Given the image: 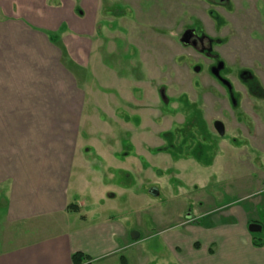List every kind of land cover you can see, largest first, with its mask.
Returning <instances> with one entry per match:
<instances>
[{"label": "rangeland", "instance_id": "rangeland-1", "mask_svg": "<svg viewBox=\"0 0 264 264\" xmlns=\"http://www.w3.org/2000/svg\"><path fill=\"white\" fill-rule=\"evenodd\" d=\"M30 1L0 0V13L33 14ZM40 2L70 9L82 25L80 34L65 27L56 35L77 40L76 48L80 42L86 56L81 153L99 170L92 184L102 191L84 200L125 217L139 234L129 264H136L137 250L148 264H177L161 248L163 226L264 200V0ZM190 31L213 39L225 72L256 76L240 84L222 72L236 88L231 98L210 74V61L182 43ZM63 59L75 63L64 46ZM3 208L0 194V218ZM257 208L264 224L262 204Z\"/></svg>", "mask_w": 264, "mask_h": 264}, {"label": "crops", "instance_id": "crops-1", "mask_svg": "<svg viewBox=\"0 0 264 264\" xmlns=\"http://www.w3.org/2000/svg\"><path fill=\"white\" fill-rule=\"evenodd\" d=\"M30 3L33 14L25 8L21 14L0 13V264H72L74 252L89 256L92 264H121V256L129 264V248L139 234L130 237L125 217L84 200L102 191L92 184L99 170L81 153L87 146L80 85L86 56L80 42L73 44L77 40H57L61 29L80 34L82 25L68 8ZM63 46L74 64L63 59ZM109 159L118 163L112 154ZM70 204L77 210H68ZM261 204L264 209V200L248 209L230 203L226 214L215 209L208 217L191 215L163 226L161 248L177 264H264ZM250 223L261 226V246L252 244ZM132 255L136 264L149 263L141 251Z\"/></svg>", "mask_w": 264, "mask_h": 264}, {"label": "flooded vegetation", "instance_id": "flooded-vegetation-1", "mask_svg": "<svg viewBox=\"0 0 264 264\" xmlns=\"http://www.w3.org/2000/svg\"><path fill=\"white\" fill-rule=\"evenodd\" d=\"M181 41L182 43L191 45V47L194 48L202 56L203 59H208L210 61V63H208L210 74L220 85H222V87L226 90V92H228L229 96L231 95V93H233L234 90H236V88L234 87V85H232V79H230V82H231V85H230L229 81L227 80V77L224 76V74L222 75V72L230 74V75H234L235 79L240 84H242L247 79H251L253 75H255L251 73L250 70H245V71L242 70V71H236V72H231L228 70V72H225V70L227 69V66H225L224 62L220 59V57L215 52L214 50L215 44L213 43V39L206 38L201 33H198V32L194 33V31L186 32L185 37L182 38ZM195 68H198L199 70L198 66H195L194 69ZM260 86L264 88L262 84H260ZM231 98H232V95H231ZM234 104L235 103L233 101V105ZM215 121H213L212 124H213L214 129L216 130L214 126ZM223 130H224V126H223ZM216 134H219L217 130H216Z\"/></svg>", "mask_w": 264, "mask_h": 264}, {"label": "trees", "instance_id": "trees-1", "mask_svg": "<svg viewBox=\"0 0 264 264\" xmlns=\"http://www.w3.org/2000/svg\"><path fill=\"white\" fill-rule=\"evenodd\" d=\"M52 39H56L53 35L51 36ZM68 210L76 211L77 206L75 204H70L67 206ZM251 232V231H250ZM252 234V244L254 246H261L263 244L262 239L259 236V233L257 232H251ZM198 243L194 244L195 248H198ZM212 248H209V252H212ZM121 259V264H127V261L125 260L124 257H120ZM71 262L72 264H92L91 258L89 256L83 254L82 252H74L71 255Z\"/></svg>", "mask_w": 264, "mask_h": 264}, {"label": "water", "instance_id": "water-1", "mask_svg": "<svg viewBox=\"0 0 264 264\" xmlns=\"http://www.w3.org/2000/svg\"><path fill=\"white\" fill-rule=\"evenodd\" d=\"M185 35H186V33H184L183 38L185 37ZM194 70L197 71L198 68H195ZM214 126H215L216 130L218 131V133H219L220 135H222V133H223V124H222L220 121H215V122H214ZM248 229H249V231H251V232H258V231L261 230V226H260L259 224H256V223H250V224L248 225ZM130 235H131L132 237L137 236V234H135L134 232H131Z\"/></svg>", "mask_w": 264, "mask_h": 264}]
</instances>
